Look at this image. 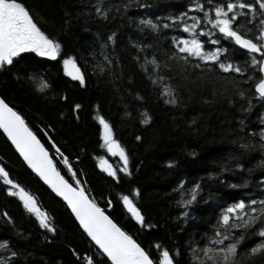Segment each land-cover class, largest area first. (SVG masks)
I'll use <instances>...</instances> for the list:
<instances>
[{
  "label": "trees",
  "instance_id": "trees-1",
  "mask_svg": "<svg viewBox=\"0 0 264 264\" xmlns=\"http://www.w3.org/2000/svg\"><path fill=\"white\" fill-rule=\"evenodd\" d=\"M34 22L50 38L61 44L56 60L22 54L13 65L0 69V96L18 111L30 129L54 156L58 170L70 179L68 166L79 174L88 195L93 198L114 223L133 237L146 251L154 252L161 245L181 255L179 264H191L187 242L209 231L215 216L213 202L196 203L187 219H180L176 200L181 181L185 187L201 182L205 189L218 191L220 198L231 201L244 189H229L210 179L218 171V163L239 151V120L259 123L264 108L257 105L250 113L241 112L238 98L215 96L212 85L203 88L199 81L189 83L191 92L181 91L179 104H164L159 87H154L140 68L132 42H149L138 32L135 21L116 15L100 19L89 5L97 0H21ZM151 5L137 15L165 17L182 12L189 0H141ZM119 0H103V6ZM114 34V35H113ZM112 41H108L109 36ZM101 44L111 58L107 65ZM151 51V50H149ZM71 57L85 73L86 86L65 75L63 60ZM142 62V59H141ZM100 65L104 73H100ZM46 79L50 88L41 94L33 79ZM247 87V86H245ZM231 96L232 93H228ZM80 105L75 109V105ZM147 114L148 122L142 123ZM113 127L114 138L125 149L129 174L118 171L122 162L110 157L101 147L97 116ZM259 130V129H257ZM243 135V133H240ZM140 137V139H137ZM60 149V154L56 148ZM106 157L118 171V181L100 171V157ZM259 162V152L242 160L245 166L225 176L232 183L247 177L255 183L264 178L256 169L249 176L248 167ZM169 164L174 165L168 167ZM0 165L10 179L32 195L41 211L48 214L56 231L49 233L39 227L17 197L7 195L9 186L0 180V243L6 242L15 252L13 264H78L73 250L93 255L94 246L74 220L68 208L57 199L26 167L0 131ZM130 199L146 218L151 228H141L123 207V195ZM138 193V195H135ZM111 200V206L108 201ZM192 217H195L193 219ZM254 241H249L247 247ZM91 247V250H90ZM0 255L8 252L0 249ZM106 260V258H103ZM237 264H264V257L242 255Z\"/></svg>",
  "mask_w": 264,
  "mask_h": 264
},
{
  "label": "snow or ice",
  "instance_id": "snow-or-ice-1",
  "mask_svg": "<svg viewBox=\"0 0 264 264\" xmlns=\"http://www.w3.org/2000/svg\"><path fill=\"white\" fill-rule=\"evenodd\" d=\"M88 7L100 19L108 20L116 15L127 17L129 26L135 21L136 30L145 38L151 37L147 43L132 42L131 46L137 53H143L142 58L134 55L133 59L153 86L160 88L159 96L164 104L177 106L181 91L191 92L189 83L199 81L202 88L212 85L215 96L227 98L229 102L238 98L242 113H250L257 105L264 108V0H189L184 11L155 18L137 15L151 7L141 0H119V3L107 6H103V0H97ZM112 40L113 36L110 35L108 41ZM100 47L105 63L111 65V58L104 52L107 45L101 44ZM60 52L61 44L41 30L21 0H0V69L6 70V66L13 65L16 58L25 53H34L37 57L54 61ZM63 65L65 75L79 82L81 87L86 86L85 73L75 60L71 57L64 59ZM97 67L103 74L104 67ZM33 84L41 94L50 88L43 78L33 79ZM228 93L232 95L228 96ZM79 108L80 105H75V109ZM142 115L141 122L147 123V114ZM246 119L242 115L238 122L239 151L221 160L217 165L218 171L210 176L211 180L229 189L246 190L242 195L227 201L220 198L218 191L211 188L206 190L199 181L189 187H185V182L181 181L178 188L173 190L179 195L176 203L181 209L180 219H187L196 203L206 204L211 200L214 205L215 219L209 231L199 239L193 238L187 242L191 264H237L242 255L264 257V178L256 181V191H252L247 177H242L241 182L232 183L225 176L244 168L243 158L255 152H259V162L248 167L247 172L249 176L256 169L264 173V115H258L259 123L256 125L246 124ZM96 120L101 147L110 156L119 157L122 164L118 171L128 175V156L114 138L113 127L102 115L97 116ZM0 131L27 167L56 196L62 198L90 246H94L93 255L73 250L78 264H179L176 256L181 253H173L159 244L154 252L146 251L131 235L118 227L88 195L79 174L65 158L63 162L71 174L70 179H66L22 115L4 99H0ZM55 150L60 154L58 147ZM173 166L168 165L170 168ZM97 167L113 181L119 180L117 169L104 157L99 158ZM0 180L3 185L9 186L7 195L17 197L41 229L49 233L56 231L48 214L38 207L36 199L10 179L4 167H0ZM130 195L120 198L123 207L137 225L151 228ZM108 205L111 206V200ZM249 241L254 243L247 247ZM0 249L9 253L7 257L0 255V264H13L16 253L10 252V246L3 242Z\"/></svg>",
  "mask_w": 264,
  "mask_h": 264
},
{
  "label": "water",
  "instance_id": "water-1",
  "mask_svg": "<svg viewBox=\"0 0 264 264\" xmlns=\"http://www.w3.org/2000/svg\"><path fill=\"white\" fill-rule=\"evenodd\" d=\"M0 99H3L1 96H0ZM6 137V136H5ZM6 139H7V137H6ZM7 141L9 142V144L11 145V142L7 139ZM11 147L15 150V148H14V146H12L11 145ZM47 149V148H46ZM48 150V149H47ZM15 152H16V150H15ZM17 153V152H16ZM18 154V156H19V153H17ZM49 154H50V156H52L53 158H54V156H53V154L49 151ZM20 157V156H19ZM20 159L23 161V159L20 157ZM55 163V162H54ZM25 164V163H24ZM26 165V164H25ZM26 167H27V165H26ZM28 168V167H27ZM28 170L57 198V199H59L65 206H66V204H65V202L62 200V198H60V197H58V196H56V194L54 193V192H52V190L47 186V185H45L44 183H43V181L42 180H40V178L38 177V176H36V174L35 173H33L32 171H31V169H29L28 168ZM67 207V206H66ZM69 211H70V213H71V210L70 209H68ZM73 216V215H72ZM73 218H74V216H73ZM74 220H75V218H74ZM77 224H78V222H76ZM79 226V225H78ZM82 230V229H81Z\"/></svg>",
  "mask_w": 264,
  "mask_h": 264
},
{
  "label": "rangeland",
  "instance_id": "rangeland-1",
  "mask_svg": "<svg viewBox=\"0 0 264 264\" xmlns=\"http://www.w3.org/2000/svg\"><path fill=\"white\" fill-rule=\"evenodd\" d=\"M65 71V70H64ZM69 71H71V69H69ZM70 77V76H69ZM109 155V154H108ZM110 156V155H109ZM110 157H112V156H110ZM115 158V157H114ZM116 158H119V157H116ZM104 159H106V160H108V162L111 164V162H110V160L108 159V158H106V157H104ZM112 165V164H111ZM113 166V165H112ZM0 167H1V165H0ZM114 167V166H113ZM25 190V189H24ZM26 191V190H25ZM27 192V191H26ZM29 193V192H28ZM30 194V193H29Z\"/></svg>",
  "mask_w": 264,
  "mask_h": 264
}]
</instances>
